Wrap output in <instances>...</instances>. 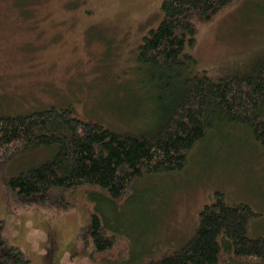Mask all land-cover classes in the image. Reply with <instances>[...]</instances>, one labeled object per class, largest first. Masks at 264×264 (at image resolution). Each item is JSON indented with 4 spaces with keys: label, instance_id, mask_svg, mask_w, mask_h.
Listing matches in <instances>:
<instances>
[{
    "label": "rangeland",
    "instance_id": "obj_1",
    "mask_svg": "<svg viewBox=\"0 0 264 264\" xmlns=\"http://www.w3.org/2000/svg\"><path fill=\"white\" fill-rule=\"evenodd\" d=\"M162 2L0 0V114L73 106L78 117L116 130L152 127L156 109L145 85L151 72L137 55L163 18ZM263 3L241 0L211 20L192 15L197 32L186 48L195 59L189 71L218 79L260 61L251 59L264 56V15L252 12L264 10ZM219 134L210 133L183 170L142 179L136 190L144 205L137 208L133 201L114 203L92 186L55 189L43 204L18 194L9 180L50 159L54 147L15 153L0 164L2 238L32 264H153L193 237L216 191L248 203L258 214L249 234L263 235L264 150L232 130ZM91 210L119 229L124 247L94 252Z\"/></svg>",
    "mask_w": 264,
    "mask_h": 264
},
{
    "label": "trees",
    "instance_id": "obj_2",
    "mask_svg": "<svg viewBox=\"0 0 264 264\" xmlns=\"http://www.w3.org/2000/svg\"><path fill=\"white\" fill-rule=\"evenodd\" d=\"M240 1L163 0V18L143 37L137 55L151 72L145 80L149 103L156 109L150 128L116 130L78 117L73 106L1 113L0 164L34 146L54 147L50 159L13 176L11 188L43 204L55 189L92 186L114 203L133 201L137 208L144 205L137 184L146 176L183 170L190 153L206 143L210 133L232 130L264 150V56L253 57L262 59L245 72L218 79L206 70L189 71L195 59L186 48L194 45L197 32L190 17L211 20ZM252 13L262 16L264 10ZM90 215L88 233L95 253L110 255L124 247L122 234L109 218L92 210ZM257 215L248 203L231 202L216 191L201 210L193 237L153 264H264V234H249ZM0 264H32L19 247L3 240L1 227Z\"/></svg>",
    "mask_w": 264,
    "mask_h": 264
},
{
    "label": "flooded vegetation",
    "instance_id": "obj_3",
    "mask_svg": "<svg viewBox=\"0 0 264 264\" xmlns=\"http://www.w3.org/2000/svg\"><path fill=\"white\" fill-rule=\"evenodd\" d=\"M0 22H1V20H0Z\"/></svg>",
    "mask_w": 264,
    "mask_h": 264
}]
</instances>
